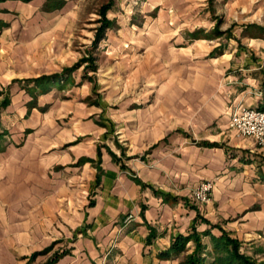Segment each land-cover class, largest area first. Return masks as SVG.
Returning <instances> with one entry per match:
<instances>
[{
  "label": "crops",
  "instance_id": "1",
  "mask_svg": "<svg viewBox=\"0 0 264 264\" xmlns=\"http://www.w3.org/2000/svg\"><path fill=\"white\" fill-rule=\"evenodd\" d=\"M43 2L0 1V44L13 19L11 6L38 10ZM238 44L198 68L186 92L176 85L174 103L189 107L186 117L162 124L150 116L140 123L139 137L154 140L149 146L158 144L146 159L102 158L93 203L73 216L75 238L33 259L56 233H70L68 215L55 229L57 199L69 197L63 182L48 175L36 147L26 140L15 145L19 134L6 141L3 129L21 120L26 100L11 99L5 107L0 100V264H44L56 250L62 253L51 264H180L194 250L192 240L181 252L164 254L192 225L214 236L224 231L240 241L243 253L264 261V146L228 126L237 108L264 109V38L249 36L246 48ZM202 180L213 182L210 199L193 203L190 189ZM202 243L205 264H214L210 236Z\"/></svg>",
  "mask_w": 264,
  "mask_h": 264
},
{
  "label": "rangeland",
  "instance_id": "2",
  "mask_svg": "<svg viewBox=\"0 0 264 264\" xmlns=\"http://www.w3.org/2000/svg\"><path fill=\"white\" fill-rule=\"evenodd\" d=\"M43 4L11 6L0 44L2 106L26 100L21 120L3 129L6 141L19 134L15 145L36 147L69 197L57 199L55 229L68 215L70 233H56L30 259L75 238L73 216L92 205L104 156L144 160L158 145L139 137L143 120L186 117L189 107L174 103L176 85L186 92L194 72L220 51L264 38V0H63L51 11Z\"/></svg>",
  "mask_w": 264,
  "mask_h": 264
},
{
  "label": "trees",
  "instance_id": "3",
  "mask_svg": "<svg viewBox=\"0 0 264 264\" xmlns=\"http://www.w3.org/2000/svg\"><path fill=\"white\" fill-rule=\"evenodd\" d=\"M21 1L27 2L30 0H21ZM62 5H63V0H46V2L43 4L42 10L51 11L60 8ZM258 29L264 31L263 27H259ZM41 79L44 78L42 77ZM162 195L166 196L165 194ZM200 235H209L212 240L213 252L215 255L214 264H264V263H257L255 260L251 259L249 256L242 253L240 251L239 240L230 237L224 231L220 236H214L209 231H204L202 233H199L194 229L193 232L188 235L179 234L173 240L169 249L164 255L168 256L170 253L177 254L181 252L185 248L186 243L192 239L196 242L195 250L191 254L187 255L180 264H205V258L203 256L205 247L200 243ZM56 258L57 257L52 258L45 264H51Z\"/></svg>",
  "mask_w": 264,
  "mask_h": 264
},
{
  "label": "built area",
  "instance_id": "4",
  "mask_svg": "<svg viewBox=\"0 0 264 264\" xmlns=\"http://www.w3.org/2000/svg\"><path fill=\"white\" fill-rule=\"evenodd\" d=\"M229 128L235 135L250 138L258 146H264V109L240 107L235 109L229 119ZM213 182L202 180L190 189V198L193 203H205L210 199ZM128 215L127 221L131 219Z\"/></svg>",
  "mask_w": 264,
  "mask_h": 264
}]
</instances>
